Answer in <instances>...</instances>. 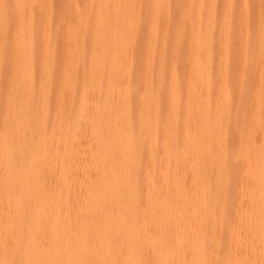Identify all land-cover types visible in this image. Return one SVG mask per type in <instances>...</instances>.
I'll use <instances>...</instances> for the list:
<instances>
[{"label": "bare ground", "instance_id": "1", "mask_svg": "<svg viewBox=\"0 0 264 264\" xmlns=\"http://www.w3.org/2000/svg\"><path fill=\"white\" fill-rule=\"evenodd\" d=\"M262 3L0 0V264H264Z\"/></svg>", "mask_w": 264, "mask_h": 264}, {"label": "rangeland", "instance_id": "2", "mask_svg": "<svg viewBox=\"0 0 264 264\" xmlns=\"http://www.w3.org/2000/svg\"><path fill=\"white\" fill-rule=\"evenodd\" d=\"M76 1H79V0H76ZM59 3V2H58ZM260 7H264V3H262V4H260ZM181 10L182 9H180V8H174L173 9V7H172V17H174V19H177L178 17H179V14L181 13ZM251 14H253V13H251ZM55 18H56V14H55V10H53V13H52V21H53V23H56V21H55ZM59 33V32H58ZM173 33V31L171 32V34ZM9 64H10V60L9 59H3L2 60V65H3V67H8L9 66ZM136 75H133L132 77H131V80L134 82V80L136 79ZM255 79L256 78H254V77H252L251 79H250V83H251V85L248 87L247 85H243L241 88H240V91L238 92V93H236V95L234 96V98L236 97L237 99H239V98H243V97H245L246 96V94L247 93H249V92H251V89H252V86H253V84H254V82H255ZM134 84H136V85H138L137 83H136V81L134 82ZM137 87V86H136ZM76 95V94H75ZM241 122H243V121H241ZM240 124L241 123H238L237 124V127L239 128L240 127ZM241 126H242V128H244L245 127V125L243 124H241ZM241 128V129H242ZM235 177H239L240 178V174L239 173H236L235 172Z\"/></svg>", "mask_w": 264, "mask_h": 264}]
</instances>
